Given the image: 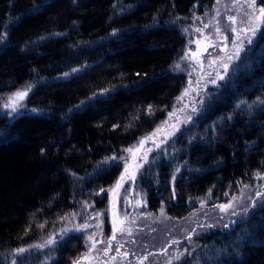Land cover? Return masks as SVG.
Returning a JSON list of instances; mask_svg holds the SVG:
<instances>
[{
	"label": "trees",
	"instance_id": "16d2710c",
	"mask_svg": "<svg viewBox=\"0 0 264 264\" xmlns=\"http://www.w3.org/2000/svg\"><path fill=\"white\" fill-rule=\"evenodd\" d=\"M214 2L0 0V103L32 86L23 113H0V264H11L12 250L45 245L53 235L54 250L32 248L24 264H73L84 253L86 232L78 229L105 211L125 148L175 104L188 81L186 33ZM257 38L247 68L219 81L204 114L176 136L168 156L140 170L147 212L168 224L135 235L138 246H149L147 258L162 241L184 239L174 223L186 219L193 227L187 220L195 210L264 188V38ZM105 157L117 159L100 164ZM242 228L252 237L236 256ZM204 229L184 241V260L172 264L191 262L209 244L231 255L204 264H264V208L250 209L247 223Z\"/></svg>",
	"mask_w": 264,
	"mask_h": 264
},
{
	"label": "rangeland",
	"instance_id": "374dc122",
	"mask_svg": "<svg viewBox=\"0 0 264 264\" xmlns=\"http://www.w3.org/2000/svg\"><path fill=\"white\" fill-rule=\"evenodd\" d=\"M214 1L209 15L207 14L206 17L202 15L197 16L186 33L187 48L186 54L183 56L182 64L187 69L188 81L176 98L175 104L166 114V117L158 122L153 129L139 137L136 143L125 148L120 174L113 185L107 190V202L106 209L103 211L104 213L97 211L94 214L88 215V219L83 223V225H87L86 228L82 229L86 232L85 246L84 253L78 258L87 256V259H84L82 264H141V260L143 264H172L178 262V260H184L185 252L189 248L188 242L184 241L193 235V233L202 232L205 230L204 227H208L209 225H218L224 229L223 225L228 224L229 228H231L233 227L231 222L239 221L244 216L243 210L245 207L250 206L252 200H257L259 204L260 199H264L257 197V193L264 192V188L255 187L252 191L246 193L241 192L236 197L232 196L227 202H217L208 208L205 207L201 212L195 210L187 220L188 226L191 225L193 227L188 229L184 225L186 219L174 223V226L178 229L176 232L183 235L186 234L185 238L178 241L176 237H172V242L165 243V241H162L157 250L159 252L155 253V255H148L147 259H144V257H147V254L143 255V253L149 250V246L145 242L140 243L138 246L137 239L135 238V235L140 230L149 232L155 225L168 226L161 215L157 213L149 214L147 212L143 191L136 182L140 170L150 160L156 161V158L161 156L162 153L168 156L169 147L174 145L176 136L195 122V116L201 117L204 114L203 112L206 106L216 96L213 87L222 80H217L216 84H212L210 81L216 78L218 71L224 74V69L221 65L222 63H229L226 58L233 51L232 41L236 40L237 33L247 23L245 12L251 11V9L244 6V0H239V2L237 0H219V3H217V0ZM256 2L259 7H264V4H260L258 0ZM229 16H235L237 18L235 25L229 23ZM241 21L245 23H241ZM217 27L222 30L219 34L216 32ZM233 27L237 29V32L231 31ZM263 27L264 24H261V29ZM197 29H200V31H197ZM224 36H227V39H224ZM245 47H249L246 42ZM243 56L244 53L242 52L241 58ZM236 62L230 63L227 75L232 74V68ZM75 69H78V67ZM64 73L74 72L70 69ZM64 73L61 76H64ZM28 86H22V88H18L6 95L0 103V113L10 118L23 113L25 111L24 100L27 95L18 101L16 112H12L5 105L11 102L9 101V97L17 91L26 90ZM193 108L196 109L195 112H193ZM188 117H191V120L185 123ZM141 141H143L142 144L140 143ZM129 148L133 149L132 153L126 151ZM125 163L128 165L129 173L133 175L126 178L122 182V186L115 189L114 192L109 191L115 187L121 175L125 173ZM136 164H141L142 167L136 169ZM227 204H232V207L226 211H222L220 206ZM234 212L238 215H233ZM103 220H106L105 224H103ZM114 221L117 228H123L125 231L116 232V239L112 240L109 244V240L113 234ZM129 231L131 235L128 234ZM93 234H95L94 241H89V235ZM93 243H95L94 248L92 247ZM106 249H108L107 254H105ZM215 249H219V246L215 247L209 244L203 246V248H199V251L193 257L194 259L186 264H193L197 256L200 257V264H204L205 261L209 260L205 258L204 253L206 251L212 252ZM181 253L183 255H180ZM177 256H179V259L176 258Z\"/></svg>",
	"mask_w": 264,
	"mask_h": 264
},
{
	"label": "snow or ice",
	"instance_id": "6c2138e0",
	"mask_svg": "<svg viewBox=\"0 0 264 264\" xmlns=\"http://www.w3.org/2000/svg\"><path fill=\"white\" fill-rule=\"evenodd\" d=\"M75 2V0H74ZM237 2H239V0H237ZM217 3H219V0H217ZM244 6H246L248 9H251L250 12H245V17H247V23H245L244 21H241V23H245V27L240 29V31L237 33V37L236 40L232 41V46H233V51L230 55L227 56V61L229 63H222V67L224 69V74H221L219 71L216 73V78L212 79L210 82L212 84H216L217 80H225V75H227L228 73V69L230 66V63H233L235 61H241L240 64H234L233 68H232V73L233 76H235L236 72L238 70H241L242 68H247L248 64L247 61L250 58L251 53L254 51L256 45L258 44V33L260 34V38H264V32L261 31V24H264V7H259L257 5L256 0H244ZM228 21L230 24L235 25L237 23V18L235 16H229L228 17ZM205 27H207V25H205ZM197 31H200V29H197ZM221 29L219 27L216 28V32L219 34L221 33ZM232 32H237V29L235 27H233L231 29ZM224 39H227V36L223 37ZM4 39L3 36H0V42H2ZM245 42L249 47H245ZM206 50V49H205ZM244 53V58H241V53ZM261 55H264V47L261 48ZM177 67H179V65H177ZM79 69H72V72H78ZM70 73H64V76H69ZM264 83V82H262ZM31 90V85H29L26 90L24 91H17L16 93H14L11 97H9V101H11L10 103L6 104L5 107L6 108H10L12 112H16L17 111V107H18V101L22 100L26 95L27 92ZM105 92L108 91L107 89L104 90ZM103 93H101L102 95ZM185 94H187V92H185ZM94 96L97 95L96 93L93 94ZM201 103H203V101H201ZM261 104H264V101H260ZM241 104H245V101H242ZM241 105L238 104L236 105V107H240ZM250 108V106H248ZM35 111V110H33ZM196 109L193 108V112H195ZM191 120V117H188L187 120L185 121V123L189 122ZM141 144L143 143V141L140 142ZM43 152V149L41 150ZM126 151H128L129 153L133 152V149L129 148ZM116 157H105V159L101 162H99L100 164H107L110 160H116ZM120 159H124L123 157H121ZM140 167H142L141 164H136L135 168L139 169ZM178 171V170H177ZM127 174V175H126ZM133 174L129 173L128 170V165L127 163H125V173L121 175L120 179L117 181L115 187L113 189H110L109 191H115V189L119 188L122 186V182L128 178L131 177ZM259 175V174H258ZM175 175L173 176V180H175ZM257 197L258 198H264V192H259L257 193ZM221 210L222 211H226L227 209L232 207V204H227V205H221ZM264 208V199H260V202L258 204L257 200H252L251 204L249 207H245L244 208V216L241 218L240 221H232L231 224L233 226H235L237 223H247V220L249 219V210L250 208L255 209V208ZM233 215H238L237 213H233ZM212 225H209V227H211ZM42 227V225H41ZM87 225H81L80 229L78 230H82L84 228H86ZM97 227H99V225H97ZM223 228H229L228 224H224ZM65 232L67 230H64ZM123 232L125 231V229L123 228H117L115 226V221H114V225H113V234L109 240V244L111 243L112 240L116 239V232ZM129 235H131V232H128ZM94 236L93 235H89L88 240L89 241H94ZM252 237V233L251 230L249 228H242L241 231L239 233H237V237L236 240L234 241V247L232 249V253H234L236 256L240 255L239 252V247L241 244H243L245 241H247L248 239H250ZM61 239H63V236H61ZM57 244V240L55 238V235H53L52 237H50L45 245H30L29 248H24V247H18L13 251L14 253V258L11 260V264H24V260L27 258L26 254H28L30 252V249L35 248V247H49V248H53L54 250V246ZM92 247H95V243H93ZM122 247V245H121ZM91 250V249H90ZM108 249L105 250V254H107ZM117 251H119V249H117ZM51 255V253L49 254ZM125 255H127V253H125ZM180 255H183L182 253ZM231 254L228 252L227 248L224 249H215L212 252H205L204 256L205 258L209 259V260H213V261H217L220 260L222 256L224 257H228ZM19 258V259H17ZM177 259H179V256L176 257ZM84 259H87V256H83L80 257L76 260L73 261V264H82V261ZM144 259H147V257H144ZM141 264H143V261L141 260ZM193 264H200V257L197 256L196 259L193 261Z\"/></svg>",
	"mask_w": 264,
	"mask_h": 264
}]
</instances>
